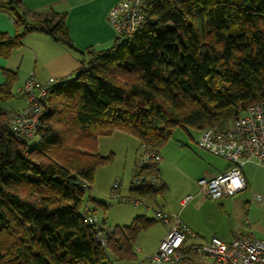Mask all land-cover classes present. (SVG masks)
Returning <instances> with one entry per match:
<instances>
[{"label":"trees","instance_id":"1","mask_svg":"<svg viewBox=\"0 0 264 264\" xmlns=\"http://www.w3.org/2000/svg\"><path fill=\"white\" fill-rule=\"evenodd\" d=\"M0 10L15 27L0 33V55L39 31L81 56L74 78L49 88L33 144L17 140L0 111V264H111L110 246L134 257V240L154 218L114 227L106 246L86 220L95 213L84 193L111 157L97 150L98 137L124 130L160 150L177 126L224 128L264 103V0H159L140 32L85 52L74 47L64 12H31L22 0H0ZM3 73L0 101L17 76ZM157 163L144 171L158 175ZM162 188L130 186L128 198L154 200Z\"/></svg>","mask_w":264,"mask_h":264},{"label":"rangeland","instance_id":"2","mask_svg":"<svg viewBox=\"0 0 264 264\" xmlns=\"http://www.w3.org/2000/svg\"><path fill=\"white\" fill-rule=\"evenodd\" d=\"M19 48H13L7 56L0 55L2 57L10 55L11 60L9 59L6 63L9 67H14L15 70L21 58ZM27 68L31 71L34 64L29 63ZM74 75L75 70L67 76L55 79L54 84L71 80ZM17 88L18 77L16 76L11 88V96L0 101V110L22 111L24 109L25 99L17 91ZM199 132L198 129L191 127L177 126L174 129L172 136L163 145L162 153H160L163 154L164 160H162L159 168L161 176L167 184V189L163 193H159L154 200H145V204L139 205H135L133 201L126 198L130 196L129 190L134 164L141 152L140 141L124 130H116L110 135L99 136L97 150L100 154L111 155V157L107 163L96 168L91 187L86 189L84 193L85 203L100 221L113 228L129 225L138 215H144L148 219L154 218L153 211L156 209L166 212L174 211L177 214L180 211L185 213L191 209L189 206H193L192 209L200 222L201 231L199 236L190 242L195 241L200 245L206 243L212 236H217L228 242L233 239L232 237L237 232L250 227L258 238L264 239V205L255 198L256 194H259L264 199V167L257 166L256 168L253 164L243 167L245 171L251 167L259 175L255 185L248 192L241 191L218 199H212L201 194L196 183L199 178L197 177L198 172L204 165L205 156L213 155L197 145L196 140ZM34 141L36 138L30 143L33 144ZM218 158L221 162H225L222 157L219 156ZM116 179L121 180L120 196L114 195L112 190ZM23 192L25 195H30L27 189ZM186 194L193 197L183 207L180 201ZM163 230L162 222L152 221L138 233V237L131 247V256H137V258L120 257V252L111 246L108 247L107 255L111 264H168L155 262L149 258L156 251ZM190 259V264H207L210 262L209 259L200 261L194 256H191ZM176 264H183V261Z\"/></svg>","mask_w":264,"mask_h":264},{"label":"built area","instance_id":"3","mask_svg":"<svg viewBox=\"0 0 264 264\" xmlns=\"http://www.w3.org/2000/svg\"><path fill=\"white\" fill-rule=\"evenodd\" d=\"M159 0H121L114 4L107 15L108 22L114 28L116 37L122 41L137 34L147 19L146 8ZM54 79L39 82L32 76L21 86L25 107L22 111L7 112V127L19 141L37 139V128L46 108L48 90L54 85ZM197 145L228 162L226 169L212 176H201L196 183L201 194L218 199L243 191L247 187L242 172L244 163L251 161L264 166V103L254 102L242 113L237 114L224 128L206 127L200 129ZM134 164L131 187H148L159 189L163 186L161 178L155 173L144 171L148 164L161 160L159 150L145 144ZM121 180L113 183L114 195L120 196ZM183 198L182 204L191 199ZM255 198L264 205V199L256 194ZM135 205L143 204L140 198H126ZM147 207V206H146ZM88 207L84 208L87 212ZM154 219L162 222L167 228L156 251L149 256L155 262L176 264L185 259L187 252L186 239L192 230L179 217L161 209L153 211ZM86 220L97 228L96 236L103 246L107 244V235L113 227L106 226L95 215L86 214ZM191 254L200 261L209 259L207 264H264V239L245 232L231 241H224L212 236L206 243L190 249ZM205 262V261H204Z\"/></svg>","mask_w":264,"mask_h":264},{"label":"crops","instance_id":"4","mask_svg":"<svg viewBox=\"0 0 264 264\" xmlns=\"http://www.w3.org/2000/svg\"><path fill=\"white\" fill-rule=\"evenodd\" d=\"M119 1L121 0H22V6L35 13H43L50 10L64 12L65 25L74 47L85 52L90 49L95 51L104 50L114 44L116 34L114 28L108 22L107 15L110 8ZM1 32L8 35H13L15 33L12 16L7 11L3 10H0V33ZM18 51L21 53V58L16 70L14 67H9L6 63V61L10 59V55L8 57L0 56V82H3L5 79L3 73L4 68L16 71L18 77L17 91L19 92L22 84L31 76L39 82H45L48 79L55 80L59 77L67 76L78 67L81 57L77 51L70 49L63 44L54 42L49 36L39 31L27 33L23 37L22 45ZM31 62L34 64V68L30 71L27 66ZM159 152L162 153L161 149ZM211 155L213 156H205L206 159L204 165L198 172L197 177L200 178L204 175L212 176L221 173L228 166V162L223 158L222 159L225 162H221L218 158L219 156L212 153ZM162 160H164L163 154H161V160L157 163V173L163 182L162 189L166 190L167 184L162 178L159 168L162 164ZM248 164H253L256 168L257 166L264 167L263 165L251 161L243 164L242 172L247 182V187L243 192L250 191L259 177V175L256 174V171H253L251 167H248L246 171L243 169V167ZM187 195L190 194H186L185 196ZM184 197H182L180 201L183 207L190 202L193 196L187 203L182 204ZM145 200L148 199H142L143 204H145ZM149 200L151 201L153 199ZM189 207L191 209L187 210L185 213H182V211L177 212L180 219L189 226L193 233L186 239L185 245H187L188 250L183 264L191 263L190 258L193 255L191 254L190 249L199 244L195 243V241L190 242V240L196 239L195 237L199 236L198 234L201 231L200 222L192 209L193 206ZM168 212L175 214L174 211ZM166 228L167 227L163 224L164 230L159 237L160 240L163 238ZM245 232L256 236L254 230L250 227L249 229L246 228L240 230L232 238ZM137 249L139 250V247ZM134 257L137 258V256Z\"/></svg>","mask_w":264,"mask_h":264}]
</instances>
